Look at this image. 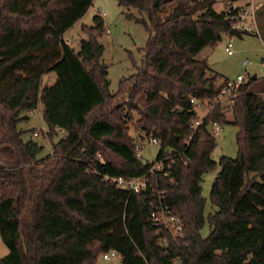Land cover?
<instances>
[{
	"label": "trees",
	"instance_id": "16d2710c",
	"mask_svg": "<svg viewBox=\"0 0 264 264\" xmlns=\"http://www.w3.org/2000/svg\"><path fill=\"white\" fill-rule=\"evenodd\" d=\"M117 1L145 12L136 19L150 35L141 64L111 91L95 35L102 17L84 25L89 36L78 50L63 38L92 0H0V147L9 146L15 159L0 163V236L8 247L0 264H98L110 248L120 254L119 264H173L175 257L179 264H264V80H243L231 119L216 102L190 127L197 116L190 97L212 100L220 91L217 74H206L207 59L197 53L229 31L226 10L215 9L216 0ZM255 18L264 32V3ZM51 71L55 80L41 86ZM39 102L47 133L58 134V125L66 135L37 158L41 145L24 140L17 122L21 110ZM133 110L135 126L160 139L157 158L169 171L156 172V190L184 223L168 253L157 241L164 229L150 218L157 194L105 177L149 169L125 125ZM212 120L237 125V154L219 158L210 188L216 207L205 216L201 176L217 164L215 138L206 129Z\"/></svg>",
	"mask_w": 264,
	"mask_h": 264
},
{
	"label": "rangeland",
	"instance_id": "374dc122",
	"mask_svg": "<svg viewBox=\"0 0 264 264\" xmlns=\"http://www.w3.org/2000/svg\"><path fill=\"white\" fill-rule=\"evenodd\" d=\"M240 2H249L250 0H239ZM258 1L252 0L255 5ZM225 0H216L214 7L219 10L224 8ZM250 4V3H248ZM168 9L162 11L164 15ZM131 13V15H130ZM98 14L103 18L102 29L95 33L97 40L102 44L103 49L100 56V61L107 68V77L109 80V89L115 91L118 87V82L121 78L126 77L136 71L138 65L141 64L144 47L149 38V31L145 28L141 21L136 17H146L145 12L138 10L132 6H124L118 3L117 0H92L87 10L79 17L67 30L63 33V37L69 41L70 45L78 50L80 48V40L89 36L84 29V25L90 26L95 23L94 15ZM260 28V27H258ZM260 34L254 32H240L239 35L229 34L224 32L221 39L213 45L204 46L198 53V57H205L208 62L206 74H217L216 85L222 83L225 77H235L237 74H244L246 81L250 76L256 75L257 82L264 80V32L260 28ZM230 41L232 54H228L224 50L225 44ZM247 64L244 65L243 61ZM55 72L45 73L41 78V86L44 83H52L55 80ZM264 96V91L260 93ZM126 99L125 94L117 95L116 100L123 103ZM122 101V102H121ZM224 113L228 119H231L232 113L228 99H223L220 102ZM197 118L211 109L208 103L200 107L195 105ZM127 111V110H125ZM21 116L17 122L19 129L22 132L24 140L32 139L41 145V149L37 153V158L51 153L53 150L52 140L55 135L62 136L59 130L58 134H48L47 124L42 117V103L39 102L37 107L30 110H21ZM2 111L0 109V135L3 134L1 125ZM138 113L133 110L131 115L126 116L125 125L128 128V134L134 142H141L143 145L142 159L151 161L156 154L159 144L147 145V138L150 133H145L142 129L135 126V121L138 119ZM238 127L232 122L221 123V130L214 135L215 145L211 151V158L217 164L203 172L201 176V194L204 196V215L213 210L216 206L210 200V188L220 165L218 160L222 155L231 157L237 154L236 131ZM33 131H37L34 134ZM15 161L13 152L9 146L0 147V163L11 165ZM39 166V164H38ZM209 231L208 222L205 221L201 228L202 235H207ZM8 251L7 245L0 236V255H4ZM120 256H114L109 259L102 258L101 254L97 256L96 263L98 264H119Z\"/></svg>",
	"mask_w": 264,
	"mask_h": 264
},
{
	"label": "built area",
	"instance_id": "2783aa9c",
	"mask_svg": "<svg viewBox=\"0 0 264 264\" xmlns=\"http://www.w3.org/2000/svg\"><path fill=\"white\" fill-rule=\"evenodd\" d=\"M224 4L225 6L223 9L226 10L228 18L230 19V28L238 29L240 32H254L256 34H259L255 18L256 8L252 4L235 5L233 3V0H225ZM224 50L228 54L233 53L230 41L225 44ZM243 64H247L246 60L243 61ZM243 80L244 74L242 73L237 74L235 77H225L221 83L220 91L217 97L209 100L192 96L190 97V102L193 106L199 105L200 107L204 106L205 103H208L211 108L216 102L220 103L223 99H228L229 103L231 104L233 98L237 94V88L243 82ZM201 121L202 117L193 118L190 123V127L196 128V126ZM210 124V132L213 135H216L220 132L221 123L219 121L212 120L210 121ZM55 129L63 133L62 136L66 135L65 129L63 127L57 125L55 126ZM33 133L37 134V131H33ZM190 136L191 135H189L188 138L184 140L185 144H188ZM150 144L160 145V139L157 136L150 134L147 138V145ZM133 147L136 154L142 157V149L144 148L142 143L133 142ZM150 162L151 163L148 171L142 174L128 177L123 175L109 177L106 175L105 177L114 182L117 186L128 189L130 191L144 192L149 195L157 194V201L150 200V203L152 205L150 210V218L154 225H156L159 229H164L165 233L158 234L157 241L158 244L164 249V252L168 253L173 243H176L179 236L183 234L184 223L181 215L174 212L171 207L163 201L164 191L156 190V172H162L163 175H168L169 171L168 169H164L163 159H158L156 152L154 158ZM100 254L104 259H109L114 256H120L118 251L114 248L104 250ZM173 264H179V260L177 259V257L173 258Z\"/></svg>",
	"mask_w": 264,
	"mask_h": 264
},
{
	"label": "crops",
	"instance_id": "0c3cea01",
	"mask_svg": "<svg viewBox=\"0 0 264 264\" xmlns=\"http://www.w3.org/2000/svg\"><path fill=\"white\" fill-rule=\"evenodd\" d=\"M233 3L235 4V5H242V4H248V3H250V4H252L255 8H257V7H259L262 3H264V1H258V2H256V4L254 5L253 3H252V0H250L249 2H240L239 0H233ZM215 8V7H214ZM216 9V8H215ZM223 9V8H222ZM219 10H221V9H219ZM102 21H103V18H102ZM230 34V33H229ZM64 38V37H63ZM64 40L68 43V44H70L69 43V41H67L65 38H64ZM50 73V72H49ZM44 75V74H43ZM41 78H42V76H41ZM44 84H49V83H44ZM43 84V85H44ZM264 97V96H263ZM31 111V110H30Z\"/></svg>",
	"mask_w": 264,
	"mask_h": 264
},
{
	"label": "water",
	"instance_id": "95a60500",
	"mask_svg": "<svg viewBox=\"0 0 264 264\" xmlns=\"http://www.w3.org/2000/svg\"><path fill=\"white\" fill-rule=\"evenodd\" d=\"M229 33L230 34H235V35H239L240 34V31L238 30V29H235V28H230L229 29ZM256 77V75H252V78H255ZM210 128H211V124H210V122H208L207 124H206V129H207V131H210ZM58 140H59V137L56 135L55 137H54V143H57L58 142Z\"/></svg>",
	"mask_w": 264,
	"mask_h": 264
}]
</instances>
